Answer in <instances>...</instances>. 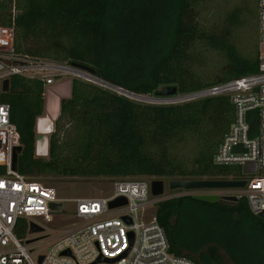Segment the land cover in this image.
<instances>
[{
    "label": "trees",
    "instance_id": "16d2710c",
    "mask_svg": "<svg viewBox=\"0 0 264 264\" xmlns=\"http://www.w3.org/2000/svg\"><path fill=\"white\" fill-rule=\"evenodd\" d=\"M219 1L226 0H0V25H14L16 50L87 66L131 92L154 96L176 85L192 93L258 71L257 44L237 41L239 11ZM45 90L42 80L15 75L0 93L20 132L18 170L32 179H240L239 165L214 161L234 119L229 94L160 104L73 76L45 158L35 152ZM156 215L173 254L198 264H224L226 256L231 264H264V219L244 197L167 198Z\"/></svg>",
    "mask_w": 264,
    "mask_h": 264
},
{
    "label": "built area",
    "instance_id": "2783aa9c",
    "mask_svg": "<svg viewBox=\"0 0 264 264\" xmlns=\"http://www.w3.org/2000/svg\"><path fill=\"white\" fill-rule=\"evenodd\" d=\"M257 24L259 44H263L264 0H257ZM76 73L77 69L66 62L16 50L14 25H0V93L4 92V80L11 81L15 75L42 80L46 88L45 112L52 94L60 99L59 114L61 99L71 95V78L64 80V77L71 74L89 81L93 77L89 73ZM219 94L231 96L234 119L214 161L218 165H239L241 168L246 162L256 163V170L244 172L255 175L233 179L244 180L242 187L179 188L167 198L235 195L244 197L250 211L257 215L264 211V48L258 47V71L255 73L159 100L166 104L182 103ZM144 99L148 98L144 96ZM42 116L36 123L37 143L43 140L35 152L37 156L46 157L49 155L48 136L38 130L40 120L45 118ZM55 121L47 126L43 122L44 131L51 129L50 136L55 130ZM20 145V132L11 120V105L0 100V166L4 168L0 174V264H198L188 256L170 252L166 231L154 212L157 203L167 198L165 192L161 196L152 194V179H116L110 193L99 197H61L53 186L14 169V151ZM237 145L240 149L234 151ZM121 197L126 203L111 208L110 202ZM68 200L75 202V221L71 226L62 228L54 236L28 239L25 243L17 237L15 229L21 220L29 224L30 230L32 222L44 230L43 222L55 226L57 216L64 212L63 203ZM54 203H61V208H53ZM125 216L129 219H124ZM42 242L49 245L46 251L38 247Z\"/></svg>",
    "mask_w": 264,
    "mask_h": 264
},
{
    "label": "rangeland",
    "instance_id": "374dc122",
    "mask_svg": "<svg viewBox=\"0 0 264 264\" xmlns=\"http://www.w3.org/2000/svg\"><path fill=\"white\" fill-rule=\"evenodd\" d=\"M221 6V9L223 10H231V11H239L238 16L243 19L244 24L241 25V28L238 32L240 34V37L237 36V41L242 44L241 38L244 39L246 43H256L257 46L262 49L264 48V43L259 44L258 39V24H257V0H226L224 2L219 1L218 3ZM242 36V37H241ZM240 44V45H241ZM244 45V44H243ZM216 55L211 54L209 56V62L208 67L209 69L215 68V65L212 63L213 60H216ZM74 75H67L64 77L65 79H70ZM106 87V86H105ZM108 88V87H107ZM163 88V87H162ZM161 88V89H162ZM146 96L148 99L140 98L136 99L139 101L144 102H154V103H160V104H166L162 102V100L155 99L153 95H143ZM55 97L48 103V111L50 119L53 120L57 117L58 112H51L50 107L51 104L55 102ZM59 110V109H58ZM46 113V112H45ZM47 116V115H46ZM49 119V117H47ZM43 124V121L40 122V125ZM56 129V127H55ZM51 130V129H50ZM48 140L50 137V134L47 135ZM43 140V138H41ZM40 139V140H41ZM38 141L36 145V149L39 145ZM37 155V154H36ZM50 156L47 155L45 158H48ZM241 167V166H240ZM240 177L239 178H250L254 176L255 174H247L242 171H240ZM133 177H79V176H46V177H38L36 178L39 181L44 182L45 184L49 186H53L58 191L59 195L61 197L65 198H77V197H99L104 196L110 193L112 190L113 182L116 179H130ZM149 178V177H145ZM150 179H164L165 180V196H170L171 194L178 191V189H170L169 188V179L166 178H150ZM74 208H75V202L73 200H68L63 203V210L61 214H59L55 220V226L46 224L43 222L45 230L43 232H33L30 230L29 224L26 223L25 220H21L15 229V233L18 238H20L23 243H25L28 239H37L41 236H54L57 234L62 228L71 226L73 222L75 221V215H74ZM156 211V208L154 212ZM39 248H41L42 251H46L49 248V245H46V242H42L38 245ZM224 264H231V261L226 256Z\"/></svg>",
    "mask_w": 264,
    "mask_h": 264
},
{
    "label": "water",
    "instance_id": "95a60500",
    "mask_svg": "<svg viewBox=\"0 0 264 264\" xmlns=\"http://www.w3.org/2000/svg\"><path fill=\"white\" fill-rule=\"evenodd\" d=\"M74 68L77 69L78 75H83L84 73H89L91 74L95 79L91 78V81L96 82L98 84H101L102 86H106L112 90H115L119 93L125 94L131 98H144L143 95L137 94L134 92H131L129 90H126L120 86H117L113 83L107 82L95 75V70L92 68H89L84 65H79L75 64L73 65ZM11 86V81L10 79H5L3 82L2 90L3 91H9ZM178 93V88L176 85H167L164 86L162 89L157 90L155 92L154 97L156 99L162 98V97H169L176 95ZM240 149V145L234 146L233 150L237 151ZM23 146H16L15 151H14V162H13V167L14 169L18 168V157L19 154L22 152ZM251 170H256V163L253 162H246L243 167L242 171L243 172H248ZM245 184L244 180H233V179H170L169 180V188L170 189H179V188H184V189H207V188H225V187H242ZM151 186H152V194L154 196H161L165 192V180L164 179H153L151 181ZM201 198L209 201H216V200H227V201H233L236 202L238 201V197L235 195H226L223 196L222 198H219L215 194H205L201 195ZM126 203V199L121 197L117 198L113 201L110 202V207H118L120 205H123ZM53 208L59 209L61 208L62 204L61 203H54L52 204ZM259 217L264 219V211H261L257 214ZM124 219L128 220L129 218L127 216L124 217ZM44 230L43 227L37 225L36 223L32 222L31 223V231L33 232H42ZM43 256L40 257V261H42ZM103 259V258H101ZM111 261V259H108Z\"/></svg>",
    "mask_w": 264,
    "mask_h": 264
},
{
    "label": "bare ground",
    "instance_id": "6f19581e",
    "mask_svg": "<svg viewBox=\"0 0 264 264\" xmlns=\"http://www.w3.org/2000/svg\"><path fill=\"white\" fill-rule=\"evenodd\" d=\"M92 79H95L94 77H91ZM62 96H66V95H61V97ZM53 97H55V102L54 103H52L51 104V107H50V110H51V112H53V113H55V112H59V105H58V102H59V98L58 97H56V96H54V95H52V94H50V96H49V101H51V98H53ZM49 103V102H48ZM47 116H46V114L45 115H43L42 117H45L44 119H41L40 120V122L41 121H43V122H46V126L51 122V124H52V122L55 120V119H57L58 118V116H59V114L57 115V117L55 118V119H53V120H51L50 119V117H49V111H48V104H47ZM47 117H49V119L47 118ZM40 122H39V124H38V130H39V132H40V134H44V136L46 135H48V134H50L52 131L50 130V129H46V131H44V129L42 128V126H43V124L42 125H40Z\"/></svg>",
    "mask_w": 264,
    "mask_h": 264
},
{
    "label": "crops",
    "instance_id": "0c3cea01",
    "mask_svg": "<svg viewBox=\"0 0 264 264\" xmlns=\"http://www.w3.org/2000/svg\"><path fill=\"white\" fill-rule=\"evenodd\" d=\"M53 98H51V100H52ZM45 114V113H44ZM46 115H47V111H46ZM50 117V116H49Z\"/></svg>",
    "mask_w": 264,
    "mask_h": 264
},
{
    "label": "flooded vegetation",
    "instance_id": "af4514ba",
    "mask_svg": "<svg viewBox=\"0 0 264 264\" xmlns=\"http://www.w3.org/2000/svg\"><path fill=\"white\" fill-rule=\"evenodd\" d=\"M170 180V179H169Z\"/></svg>",
    "mask_w": 264,
    "mask_h": 264
}]
</instances>
